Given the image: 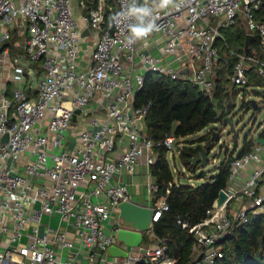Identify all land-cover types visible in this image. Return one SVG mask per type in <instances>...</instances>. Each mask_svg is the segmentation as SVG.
Wrapping results in <instances>:
<instances>
[{
	"label": "built area",
	"instance_id": "1",
	"mask_svg": "<svg viewBox=\"0 0 264 264\" xmlns=\"http://www.w3.org/2000/svg\"><path fill=\"white\" fill-rule=\"evenodd\" d=\"M76 3L0 0V264H171L165 238L153 235L155 243L142 237L138 246L118 245L125 257L107 253L117 245L118 205L130 201L127 184L115 178L138 164L149 171L157 145L172 157L183 148L172 133L157 142L146 134L151 102L136 107L135 94L147 72L190 82L210 97L221 67L230 69L223 87L236 94L264 81V22L255 16L264 0H176L179 7L154 11L155 30L131 46L125 41L135 21L119 15L131 0ZM240 21L250 42L257 34L258 48L228 43L224 30ZM7 82L17 83L11 97ZM256 138L249 150L230 154L223 201L196 223L177 218L194 240L186 264H213L223 255L217 244L264 211V143ZM158 190L146 183L150 197ZM157 200L152 221L168 210L163 191Z\"/></svg>",
	"mask_w": 264,
	"mask_h": 264
},
{
	"label": "trees",
	"instance_id": "2",
	"mask_svg": "<svg viewBox=\"0 0 264 264\" xmlns=\"http://www.w3.org/2000/svg\"><path fill=\"white\" fill-rule=\"evenodd\" d=\"M255 16L258 21L264 22V4ZM243 32L234 27L224 30L229 42L232 40L234 44L240 45H244L245 41ZM258 44L259 38L255 34L250 45L258 48ZM261 57L264 58V54ZM228 70L230 69L224 70L221 67L218 71L212 97L190 82L171 79L163 74L145 73L143 86L135 94L134 105L138 107L151 102L145 118L146 134L156 142L168 133L185 138L211 123L224 120L228 116L231 99L236 94L235 89L229 91L223 87V78ZM263 83L264 81L254 79L250 84ZM198 141L202 142L203 138ZM251 146L252 143H244L239 154L249 150ZM202 148L187 146L180 150L179 159L185 168L195 172L196 164L193 165L189 159ZM155 153V162L150 167V174L159 186L155 196L159 197L162 194L160 190L163 191L168 210L160 213L159 218L153 222L152 232L158 238H165L166 254L172 257L171 264H186L191 259L194 240L187 228H183L176 220L179 217L193 224L205 217L206 210L211 207L219 191L226 187L229 157L204 182L191 185L185 180L179 183L174 181L163 146L157 145ZM197 176L201 178L202 174ZM169 182L172 185L166 194ZM145 237L147 240V234L143 236V242ZM217 245L223 255L216 258L213 264H264V211L250 215L245 223L236 226L231 235Z\"/></svg>",
	"mask_w": 264,
	"mask_h": 264
},
{
	"label": "rangeland",
	"instance_id": "3",
	"mask_svg": "<svg viewBox=\"0 0 264 264\" xmlns=\"http://www.w3.org/2000/svg\"><path fill=\"white\" fill-rule=\"evenodd\" d=\"M76 2L77 0H74V5L77 4ZM76 10L77 8L74 9L75 18L78 17ZM250 100L257 102V108H253ZM228 117L231 119L233 129L223 120H219L216 123L207 125L201 131L178 140L182 147L195 148L201 146L207 149L208 155L206 163L203 164L199 161L195 165V172L185 168L179 159V153H175L173 157L167 155L174 181L179 183V181L187 179L186 182L192 185L204 182L216 173L218 166L231 153H239L244 143H253L259 134L264 135V83L260 85L252 84L246 89L243 87L239 88L237 94L231 99ZM212 137H216V139H212ZM200 138H203L202 142L198 141ZM199 174H202L201 178H198L197 175ZM144 192V189H141L140 196H144ZM111 219L116 220L115 215ZM111 228L112 225L109 224L105 228V232L109 233ZM144 235L146 234L143 233ZM146 241L145 237L144 243Z\"/></svg>",
	"mask_w": 264,
	"mask_h": 264
},
{
	"label": "water",
	"instance_id": "4",
	"mask_svg": "<svg viewBox=\"0 0 264 264\" xmlns=\"http://www.w3.org/2000/svg\"><path fill=\"white\" fill-rule=\"evenodd\" d=\"M112 17L110 16L109 21L111 22ZM108 28L111 32L113 29L111 24H108ZM87 29L84 30L83 34H87ZM252 38L251 35H247L246 40L249 43L250 39ZM251 105L253 108H257V104L255 100H250ZM79 110H76L72 116V120L75 119V114L78 113ZM225 123H227L232 129L233 124L231 122L230 117L226 116L224 118ZM215 134V133H214ZM213 134V136H215ZM212 139H216V137H212ZM7 140V134H4L1 138L2 142ZM256 142L261 144L264 143V138H256ZM207 149L202 148L199 152H196L190 159L193 165L197 164L201 161L203 164L207 161ZM162 193V190H160ZM225 198V194L222 190L219 191L217 198L215 199L214 203L216 205L220 204L223 199ZM118 220L119 224L114 229L115 232V239L117 245H112L107 249V253L109 256H118V257H125L126 251L121 249L118 245L122 244L125 246L133 247L138 246L143 237V233L148 234L152 232V217H153V209L151 206L140 205L138 203L132 201H124L118 205Z\"/></svg>",
	"mask_w": 264,
	"mask_h": 264
},
{
	"label": "crops",
	"instance_id": "5",
	"mask_svg": "<svg viewBox=\"0 0 264 264\" xmlns=\"http://www.w3.org/2000/svg\"><path fill=\"white\" fill-rule=\"evenodd\" d=\"M234 28H238V29H242L245 35V41H244V45L248 46L251 42L249 41V43H247L246 37L247 35V31L245 29L244 23L242 21H240ZM225 38L227 39L228 43L230 45H235L232 40L229 42L227 35L224 33ZM251 40V39H250ZM232 43V44H231ZM13 53L16 52V50H11ZM18 51V50H17ZM35 69L37 71L40 72V67L38 66V64H34ZM4 75V74H3ZM2 83H4V80L2 78L1 80ZM22 86V85H21ZM17 87V83L14 82H7L6 83V88H7V95L9 97H11L12 95V90ZM68 134V132H66ZM66 134V135H67ZM72 144V143H71ZM115 181H120V182H124L127 184V189H128V194H129V199L132 202L138 203L140 205H146V206H155L158 202L157 197L156 196H152L150 197L147 194L146 191V183L148 181H154L153 177L150 174V170L147 171V168L143 165V164H138L136 167L135 172L132 175H128L126 173H124L123 175L116 177ZM187 181V179L185 180ZM189 184V183H188ZM192 185V184H191ZM144 189V196H140V190ZM98 200L100 201H104V198L102 197H98ZM116 219V218H115ZM55 221V220H54ZM53 221V222H54ZM111 223H115L116 220L111 219L110 221ZM110 224V223H109ZM108 224V225H109ZM68 231H69V236L72 237L73 233H74V229L72 227H68ZM152 235L154 236V238L156 237L154 235L153 232H151L148 236H147V240L151 241L153 243H155L154 238L152 237ZM61 253V257L62 259H64L65 255H66V250L60 252Z\"/></svg>",
	"mask_w": 264,
	"mask_h": 264
},
{
	"label": "clouds",
	"instance_id": "6",
	"mask_svg": "<svg viewBox=\"0 0 264 264\" xmlns=\"http://www.w3.org/2000/svg\"><path fill=\"white\" fill-rule=\"evenodd\" d=\"M182 3L183 0H180ZM152 7L147 5L138 6L137 0H131L128 11L119 14L123 19H133L128 28L126 44L131 46L138 40L147 38L156 28V19L158 15H154V11L159 12L169 8V6L179 7L176 0H152ZM115 19V18H114Z\"/></svg>",
	"mask_w": 264,
	"mask_h": 264
}]
</instances>
